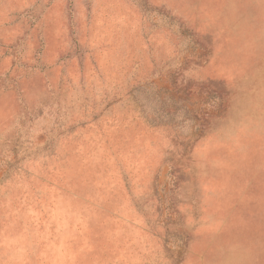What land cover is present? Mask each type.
Listing matches in <instances>:
<instances>
[{
	"label": "rangeland",
	"instance_id": "374dc122",
	"mask_svg": "<svg viewBox=\"0 0 264 264\" xmlns=\"http://www.w3.org/2000/svg\"><path fill=\"white\" fill-rule=\"evenodd\" d=\"M0 264H264V0H0Z\"/></svg>",
	"mask_w": 264,
	"mask_h": 264
}]
</instances>
